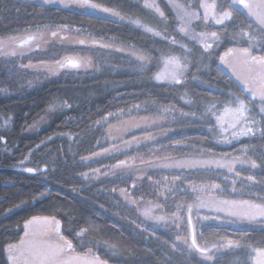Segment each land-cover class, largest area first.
Segmentation results:
<instances>
[{
    "label": "trees",
    "instance_id": "obj_1",
    "mask_svg": "<svg viewBox=\"0 0 264 264\" xmlns=\"http://www.w3.org/2000/svg\"><path fill=\"white\" fill-rule=\"evenodd\" d=\"M91 1L118 9L158 29L160 34L94 12L35 1L0 0V37L30 26L74 25L95 36H111L134 45L154 58L178 55L187 70L179 82H162L153 78V66L143 71L105 68L84 77L51 79L26 93L0 96V114L9 121L8 127L0 128V264H8L4 254L6 244L20 245L27 220L41 215L55 219L52 236L64 237L65 250L92 251L104 264H250L247 248H264V226L238 227L213 222L204 225L199 230V239L234 240L239 246L224 251L214 260H202L176 246L171 229L146 226L139 230L126 221L111 218L99 209V205L110 207L109 199L98 195L94 187H85L76 174L88 167L78 158L94 150L100 135L97 129H90L91 124L107 113L153 101L199 115L209 107L234 103L238 96L252 106L249 111L258 118L252 132L231 143H221L211 133L193 128L184 129L167 141L216 154L235 155L245 146L257 168L243 169V173L252 176L253 182L239 181L237 186L242 191L237 194L264 200V115L255 113L264 99L250 98L238 81L219 66L222 54L231 47L251 49L254 56L263 54L264 28L244 9L232 5L231 0H220L217 2L219 10L227 7L230 17L219 25L202 26L220 34L218 44L204 49L179 31L175 15L165 0H158L161 16L146 8L141 0ZM128 61L129 64L134 62ZM113 62L120 64V59L113 57ZM6 82L5 66L0 63V87L7 85ZM42 114L49 116L48 123L29 133L27 127ZM189 124L200 123L193 119ZM65 132L81 134L72 151L68 140L61 137L49 139L33 149L50 136ZM46 149L48 152L41 160L49 167L42 174L26 173L29 171L25 167L16 165L30 150L29 157L33 159L37 152ZM122 156L123 153L115 154L103 161L113 162ZM218 174L211 169L203 170L193 172L192 178L222 179L223 175ZM71 188H76L78 193L69 191ZM134 218L138 221L136 216Z\"/></svg>",
    "mask_w": 264,
    "mask_h": 264
},
{
    "label": "rangeland",
    "instance_id": "obj_2",
    "mask_svg": "<svg viewBox=\"0 0 264 264\" xmlns=\"http://www.w3.org/2000/svg\"><path fill=\"white\" fill-rule=\"evenodd\" d=\"M27 1L94 12L160 34L158 29L130 18L118 9L91 0ZM165 1L175 15L176 27L185 37L204 49L206 45L218 44L220 34L202 26L219 25L230 17L227 7L219 10L217 2L220 0ZM141 3L159 16L163 15L158 0H141ZM231 3L244 9L264 28V0H231ZM113 57H118L120 64L113 62ZM128 60H133V64ZM175 62L181 66L177 75L179 79L187 66L178 55L154 58L134 45L119 42L111 36H95L74 25L30 26L0 37V63L5 66L8 83L0 87V96L26 93L51 79L84 77L105 68L143 71V68L153 66L156 81L173 82L176 81L172 79ZM219 66L239 82L250 98L264 99V53L254 56L251 49L231 47L222 54ZM251 107L236 96L234 103L209 107L199 115L153 101L107 113L90 126L100 135L94 150L78 158L88 167L76 177L84 182L85 187H94L98 195L109 199L110 207L99 205V209L117 222L126 221L139 230L146 226L171 229L176 246L202 260H214L239 245L234 240L199 239V230L204 225L213 222L238 227L264 226V200L237 194L242 191L237 184L253 182L252 176L243 173V169L257 168V163L248 155L245 146L235 155L216 154L187 148L181 142L171 144L167 140L184 129L197 128L211 133L221 143H231L257 127L258 118L249 111ZM257 107L255 113L264 115V104ZM193 119L200 124H189ZM48 121L49 116L42 114L27 130L34 132ZM8 123L7 116L0 114V128L8 127ZM55 137L67 139L72 151L81 134L57 133L33 149ZM31 151L16 165L34 169L26 173L43 172L49 167L41 160L48 149L37 152L36 159L29 157ZM120 153L123 156L113 162L103 161ZM210 169L218 171L223 178H192L195 176L193 172ZM110 182L112 185L107 184ZM69 191L78 193L76 188ZM54 227L55 219L51 216H34L27 220L20 245L8 244L4 248L8 264H104L92 251L65 250L64 237L52 236ZM247 251L250 264H264V248L249 246Z\"/></svg>",
    "mask_w": 264,
    "mask_h": 264
},
{
    "label": "snow or ice",
    "instance_id": "obj_3",
    "mask_svg": "<svg viewBox=\"0 0 264 264\" xmlns=\"http://www.w3.org/2000/svg\"><path fill=\"white\" fill-rule=\"evenodd\" d=\"M45 2L46 3H51V2H53V0H45ZM234 2H240V0H234ZM93 7H95V5H92ZM225 18H227V14H225ZM218 23L219 22H221V21H217ZM213 36H215L216 34L215 33H213L212 34ZM212 45H206L205 47H206V49L207 48H210ZM73 67H76V65H72ZM175 67H176V71L172 74V79L173 80H176V82H179V80L177 79V75L179 74V71H180V68H181V66L179 65V63L178 62H175ZM241 105H242V103H241ZM255 166V165H254ZM27 171H29V172H31L32 171V169H27Z\"/></svg>",
    "mask_w": 264,
    "mask_h": 264
},
{
    "label": "bare ground",
    "instance_id": "obj_4",
    "mask_svg": "<svg viewBox=\"0 0 264 264\" xmlns=\"http://www.w3.org/2000/svg\"><path fill=\"white\" fill-rule=\"evenodd\" d=\"M36 2V1H35ZM8 244H11V243H8ZM8 244H6V245H8ZM4 254H5V251H4Z\"/></svg>",
    "mask_w": 264,
    "mask_h": 264
}]
</instances>
